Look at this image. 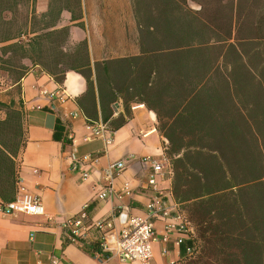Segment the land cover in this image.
<instances>
[{
    "label": "trees",
    "instance_id": "obj_1",
    "mask_svg": "<svg viewBox=\"0 0 264 264\" xmlns=\"http://www.w3.org/2000/svg\"><path fill=\"white\" fill-rule=\"evenodd\" d=\"M57 2L52 24L64 9L78 19L79 0ZM19 3L0 1L9 10ZM132 3L141 54L108 62L103 71L117 68L112 86L154 110L169 142L173 194L196 231L194 252L183 264H264V0ZM68 34V28L53 34L59 56ZM48 37L7 50L31 58L37 43L44 54ZM68 61L43 67L60 84L67 70L81 73L94 97L100 64L95 76L86 40ZM84 110L89 124L98 122ZM17 182L13 173L0 176V203L15 199Z\"/></svg>",
    "mask_w": 264,
    "mask_h": 264
},
{
    "label": "crops",
    "instance_id": "obj_2",
    "mask_svg": "<svg viewBox=\"0 0 264 264\" xmlns=\"http://www.w3.org/2000/svg\"><path fill=\"white\" fill-rule=\"evenodd\" d=\"M17 1L21 3L14 10L0 4V176L13 173L16 181L20 179L41 198L47 215L0 213V264H55L54 258L59 260L57 264H101L103 258L96 256L99 233L94 231L81 244H71L62 222L85 204H89L93 221L110 216L118 207L144 215L153 190L148 185L152 170L142 158L165 155L169 143L159 131L156 112L138 100H127L112 86L117 68L112 73L103 71L108 62L141 54L133 3L79 0L81 5H75L78 19L73 20L72 12L64 9L52 24L55 15L51 9L58 6V0ZM66 28L69 34L60 41L66 54L59 56L53 41ZM41 34L49 36L42 40L44 54L37 43L32 59L7 50L15 42L26 48L29 40ZM85 40L95 76V64H100V84L95 82L94 97L88 94V83L81 73L67 70L60 84L43 67L68 63V54ZM84 108L106 124L104 137L94 136ZM88 155L99 160L84 159ZM118 160H125L126 168L115 178L114 187L129 189L133 194L122 200L98 199L106 185L104 168ZM85 172L88 179L83 177ZM172 183L173 174L159 187L176 209L182 210ZM155 228L158 240L151 264L186 262L192 238L184 237L177 244L179 235H175L165 242V222L156 220ZM106 264L140 263L122 262L113 256Z\"/></svg>",
    "mask_w": 264,
    "mask_h": 264
},
{
    "label": "built area",
    "instance_id": "obj_3",
    "mask_svg": "<svg viewBox=\"0 0 264 264\" xmlns=\"http://www.w3.org/2000/svg\"><path fill=\"white\" fill-rule=\"evenodd\" d=\"M78 115L77 113L75 114ZM89 124V123H88ZM94 136L104 137L107 131L106 124L94 122L89 124ZM109 142V141H108ZM84 159L97 162L99 159L92 155L85 156ZM142 161L151 168V175L148 185L152 187L153 195L146 205L144 215L131 214L127 210L118 207L110 216L93 221L90 219L88 208L85 204L76 215L65 219L62 227L65 235L71 244H81L87 240L94 231L99 233V247L96 256L103 258L101 264L111 257H118L122 262H139L140 264H151L154 257V243L158 240L155 222L161 220L165 222V233L163 240L168 242L173 236L179 235L176 243L180 244L184 237L193 238L196 234L193 224L181 210L169 201L164 189L160 188L161 182L172 176L170 160L166 155L160 157L147 156ZM126 168L125 160H118L109 163L103 172L105 187L98 193V199L122 200L125 196L133 193L126 188L117 190L114 187L115 178ZM74 169H77L74 166ZM85 179L89 178V173L83 174ZM0 213L7 215L26 214L30 216L47 215L41 198L29 191V189L18 179L17 193L15 199L10 202L0 203ZM50 219H53L49 216ZM167 252L164 249V253ZM194 252L193 247L188 248V254ZM59 260L54 258L53 263Z\"/></svg>",
    "mask_w": 264,
    "mask_h": 264
},
{
    "label": "rangeland",
    "instance_id": "obj_4",
    "mask_svg": "<svg viewBox=\"0 0 264 264\" xmlns=\"http://www.w3.org/2000/svg\"><path fill=\"white\" fill-rule=\"evenodd\" d=\"M191 6H192L193 8H197V6H196L195 4H192V3H191Z\"/></svg>",
    "mask_w": 264,
    "mask_h": 264
}]
</instances>
